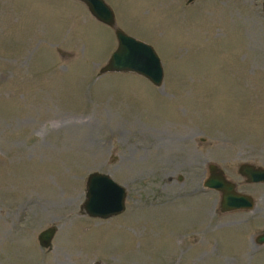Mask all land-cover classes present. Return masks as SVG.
Segmentation results:
<instances>
[{
    "label": "rangeland",
    "instance_id": "obj_1",
    "mask_svg": "<svg viewBox=\"0 0 264 264\" xmlns=\"http://www.w3.org/2000/svg\"><path fill=\"white\" fill-rule=\"evenodd\" d=\"M104 1L160 86L99 75L116 38L83 3L0 0V264H264V183L237 172L264 167V0ZM211 163L251 210L220 212ZM95 171L126 189L119 215L83 213Z\"/></svg>",
    "mask_w": 264,
    "mask_h": 264
},
{
    "label": "water",
    "instance_id": "obj_2",
    "mask_svg": "<svg viewBox=\"0 0 264 264\" xmlns=\"http://www.w3.org/2000/svg\"><path fill=\"white\" fill-rule=\"evenodd\" d=\"M83 3L89 13L98 22L113 28L116 47L111 52L106 63L99 69V75L115 73H134L147 79L155 86L163 82L164 72L161 60L154 48L116 26L115 15L104 0H77ZM193 0H187L190 3ZM264 13V3L262 4ZM237 172L246 183H264V167L242 162ZM181 176H179V180ZM85 200L82 211L89 217L107 219L119 215L125 210L126 189L115 182L108 174L91 172L86 178ZM203 186L219 192V210L221 213L236 210H251L255 201L246 193L237 191L236 183L229 180L223 170L216 164L208 165V175ZM56 233L55 226H48L37 235L41 248L50 249ZM255 241L264 243V231L259 232ZM97 264V263H94Z\"/></svg>",
    "mask_w": 264,
    "mask_h": 264
},
{
    "label": "bare ground",
    "instance_id": "obj_3",
    "mask_svg": "<svg viewBox=\"0 0 264 264\" xmlns=\"http://www.w3.org/2000/svg\"><path fill=\"white\" fill-rule=\"evenodd\" d=\"M5 223V222H4ZM3 226V225H2ZM6 226V225H5ZM0 229H2V228H0ZM1 233V232H0ZM2 234V233H1ZM3 236V235H2Z\"/></svg>",
    "mask_w": 264,
    "mask_h": 264
}]
</instances>
